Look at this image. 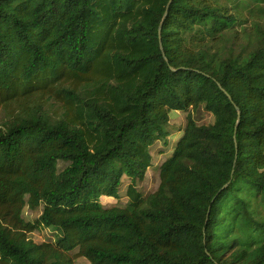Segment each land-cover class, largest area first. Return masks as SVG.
<instances>
[{
  "label": "trees",
  "instance_id": "1",
  "mask_svg": "<svg viewBox=\"0 0 264 264\" xmlns=\"http://www.w3.org/2000/svg\"><path fill=\"white\" fill-rule=\"evenodd\" d=\"M169 1L0 0V264H264V0Z\"/></svg>",
  "mask_w": 264,
  "mask_h": 264
},
{
  "label": "rangeland",
  "instance_id": "2",
  "mask_svg": "<svg viewBox=\"0 0 264 264\" xmlns=\"http://www.w3.org/2000/svg\"><path fill=\"white\" fill-rule=\"evenodd\" d=\"M226 1V0H223ZM43 110L46 113L51 114L52 117L56 118L62 112L60 104L55 102V100L51 99L46 102H43ZM192 111L193 116L196 118L197 122L200 124H208L213 122L214 117L211 113L206 111L203 107H199ZM187 114L186 111H176L173 110L171 112L170 123L168 125V130L171 132L169 137L168 145L164 146L163 142H157L152 148L151 152L153 155V166L148 170L146 178L138 182V189L143 194H149L157 190L160 184V172L159 166L160 164L171 154L178 142V140L183 135V129L187 122ZM4 120H0V127L2 126ZM67 165L66 162L60 161L58 164L59 170H62ZM129 185L128 178L124 177L123 184L119 189L120 198H108L103 197V202L107 206L111 205H120L124 206L127 202L126 191ZM42 206L32 210L29 207L24 208L23 216L27 221L36 222L41 214ZM30 237L36 242H47V241H55L58 237V232L52 228L42 227L30 234ZM75 264H89V261L80 257L76 259Z\"/></svg>",
  "mask_w": 264,
  "mask_h": 264
},
{
  "label": "water",
  "instance_id": "3",
  "mask_svg": "<svg viewBox=\"0 0 264 264\" xmlns=\"http://www.w3.org/2000/svg\"><path fill=\"white\" fill-rule=\"evenodd\" d=\"M172 1H173V0H170V1H169V3H168L167 10H166V13H165V17H166V16H167V14H168L169 7H170V5H171ZM161 29H162V25H160V27H159V32H161Z\"/></svg>",
  "mask_w": 264,
  "mask_h": 264
},
{
  "label": "crops",
  "instance_id": "4",
  "mask_svg": "<svg viewBox=\"0 0 264 264\" xmlns=\"http://www.w3.org/2000/svg\"><path fill=\"white\" fill-rule=\"evenodd\" d=\"M108 198H110V197H108Z\"/></svg>",
  "mask_w": 264,
  "mask_h": 264
}]
</instances>
